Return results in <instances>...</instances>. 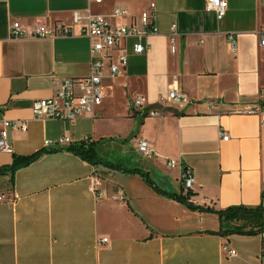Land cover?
<instances>
[{"label":"crops","instance_id":"obj_1","mask_svg":"<svg viewBox=\"0 0 264 264\" xmlns=\"http://www.w3.org/2000/svg\"><path fill=\"white\" fill-rule=\"evenodd\" d=\"M151 1L158 32L147 37L144 53L130 47L120 74L111 77L106 68L104 96L92 113L74 121L34 115L35 100L54 95L65 79L90 74V42L81 34L84 22H73L74 11L110 14L124 6L138 16ZM228 5L219 19L206 0H0V131L5 120L26 123L8 130L13 153L0 151V264H264V214L261 224L248 226L254 233H222L217 213L163 193L185 195L190 170L196 205H264V105L243 112L264 103V0ZM15 21L28 34L58 22L72 32L15 38ZM228 33L237 39L235 52ZM176 86L191 103L160 102ZM137 96L143 105L131 108ZM62 136L70 141L44 147ZM85 137L97 143L100 157L145 171L152 182L69 149ZM140 139L153 145L154 155L139 150ZM39 151L31 163L14 164ZM169 158L178 165L169 166Z\"/></svg>","mask_w":264,"mask_h":264},{"label":"built area","instance_id":"obj_2","mask_svg":"<svg viewBox=\"0 0 264 264\" xmlns=\"http://www.w3.org/2000/svg\"><path fill=\"white\" fill-rule=\"evenodd\" d=\"M101 2L102 0H91ZM208 10L216 13L217 17L222 18L228 10V0H206ZM157 5L155 1H151L149 6L143 10L138 16L132 15L130 10L124 6H116L110 14H94L88 12L86 14L81 11H74L72 20L74 23L84 22L81 34L89 39L90 42V74L86 77L77 79H65L58 91L48 98L37 99L33 103L34 115L43 119H61L66 121H74L80 119L94 110L101 104L104 89L103 78L106 68H109V76L115 77L123 71L128 64L130 47L135 54L144 53L148 49L146 39L149 35L158 32L156 24ZM129 19V20H127ZM72 32L71 26L58 22L53 26L39 24L34 31L28 34L19 21L13 22L10 27V34L15 38H23L27 35L40 38L67 36ZM179 35L178 24L171 25L169 34L170 48L173 53L178 51L177 37ZM232 52L237 49V39L233 33L227 35ZM261 46L264 47V36L261 37ZM181 101L191 103V97L177 86L173 87L165 98H161L160 102L165 100ZM144 98L137 96L131 99V108H140L143 105ZM261 106H254L245 109L243 112L247 114L256 113ZM151 115H159L157 110H151ZM20 125L26 128L25 122H17L5 120L2 122L0 131V151L13 153L14 149L9 140V128ZM223 139L227 140L229 135L225 131L220 132ZM70 141L67 136H62L58 140L47 139L44 142L45 148L55 147L64 142ZM84 143H90V137L82 140ZM139 150L147 155L155 154L153 145L146 139L139 140ZM168 165L175 167L178 160L174 158L168 159ZM97 179L93 180L91 189L97 190ZM195 184V176L190 170L185 171L184 188L186 192L193 188ZM2 200V197H0ZM107 241V238L103 239ZM225 250L231 256H237V250L224 246Z\"/></svg>","mask_w":264,"mask_h":264},{"label":"trees","instance_id":"obj_3","mask_svg":"<svg viewBox=\"0 0 264 264\" xmlns=\"http://www.w3.org/2000/svg\"><path fill=\"white\" fill-rule=\"evenodd\" d=\"M97 143H84L83 141H80L77 144H74L69 147V149L74 152L75 154L83 157L85 160H88L93 163H106L111 165L114 168L121 169L125 172L129 173H140L148 182H152L149 178V175L147 172L142 171L140 169H127L119 164H114L112 162H109L102 157L99 156L97 150H96ZM42 151H39L37 153H34L29 156L21 157L15 159L14 164L17 166L25 165L31 163L33 160H35ZM153 184V183H152ZM163 192V191H161ZM166 195H169L172 198H175L183 203H185L188 207L194 210H200V211H211L215 212L220 216L221 222H222V229L221 232H241V233H254L257 230H255V226L250 227V229H247L249 225H252V222L256 224V226L262 223L263 214H264V205L258 206L256 208H248L243 205H236V206H230L223 210H215L211 207H205L201 205H196L192 201H190V195H188V192L185 195L177 194V193H171V192H163ZM238 220H244L241 224H236L234 226H230V228H226L225 222H231V221H238ZM254 224V225H255ZM263 227H260L262 229Z\"/></svg>","mask_w":264,"mask_h":264},{"label":"water","instance_id":"obj_4","mask_svg":"<svg viewBox=\"0 0 264 264\" xmlns=\"http://www.w3.org/2000/svg\"><path fill=\"white\" fill-rule=\"evenodd\" d=\"M188 195H190V196H191V195H193V193L190 191V192H188Z\"/></svg>","mask_w":264,"mask_h":264}]
</instances>
